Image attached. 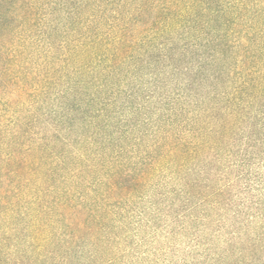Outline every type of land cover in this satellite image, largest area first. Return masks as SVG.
<instances>
[{"label": "trees", "instance_id": "trees-1", "mask_svg": "<svg viewBox=\"0 0 264 264\" xmlns=\"http://www.w3.org/2000/svg\"><path fill=\"white\" fill-rule=\"evenodd\" d=\"M0 264H264V0H0Z\"/></svg>", "mask_w": 264, "mask_h": 264}]
</instances>
